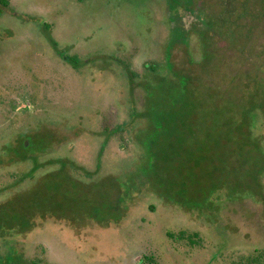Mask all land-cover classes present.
I'll list each match as a JSON object with an SVG mask.
<instances>
[{
	"label": "rangeland",
	"instance_id": "rangeland-1",
	"mask_svg": "<svg viewBox=\"0 0 264 264\" xmlns=\"http://www.w3.org/2000/svg\"><path fill=\"white\" fill-rule=\"evenodd\" d=\"M255 250L264 0H0V264Z\"/></svg>",
	"mask_w": 264,
	"mask_h": 264
},
{
	"label": "trees",
	"instance_id": "trees-1",
	"mask_svg": "<svg viewBox=\"0 0 264 264\" xmlns=\"http://www.w3.org/2000/svg\"><path fill=\"white\" fill-rule=\"evenodd\" d=\"M182 76V75H181ZM188 76H185V78H187ZM176 80V79H175ZM151 90V89H150ZM149 90V91H150ZM152 91V90H151ZM151 91L149 92V94L151 93ZM149 96V95H148ZM145 145H146V149H147V159H150V148H149V144H147L146 142H143ZM149 148V150H148ZM262 153V152H261ZM155 156L152 155L151 157V161L152 163L153 160H154ZM152 163L150 162V164L152 165ZM256 163H252V166H255ZM263 165L260 169V172H259V175L263 172ZM31 228V227H30ZM28 228V229H30ZM236 264V263H235ZM237 264H264V250H255L254 253L250 254V255H245V256H242L240 258V260L237 262Z\"/></svg>",
	"mask_w": 264,
	"mask_h": 264
},
{
	"label": "flooded vegetation",
	"instance_id": "flooded-vegetation-1",
	"mask_svg": "<svg viewBox=\"0 0 264 264\" xmlns=\"http://www.w3.org/2000/svg\"><path fill=\"white\" fill-rule=\"evenodd\" d=\"M170 16V12L168 14ZM173 18L170 17V19ZM175 19V18H174ZM177 36H178V28H177V24L175 22V20H171V36H170V42L172 43L174 40H177Z\"/></svg>",
	"mask_w": 264,
	"mask_h": 264
}]
</instances>
